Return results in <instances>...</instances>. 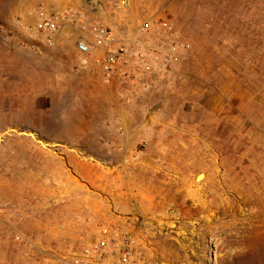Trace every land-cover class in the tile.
<instances>
[{
  "label": "rangeland",
  "instance_id": "rangeland-1",
  "mask_svg": "<svg viewBox=\"0 0 264 264\" xmlns=\"http://www.w3.org/2000/svg\"><path fill=\"white\" fill-rule=\"evenodd\" d=\"M162 23L166 73L76 62L95 26L130 52ZM104 226L134 264H264V0H0V264H74Z\"/></svg>",
  "mask_w": 264,
  "mask_h": 264
},
{
  "label": "built area",
  "instance_id": "built-area-1",
  "mask_svg": "<svg viewBox=\"0 0 264 264\" xmlns=\"http://www.w3.org/2000/svg\"><path fill=\"white\" fill-rule=\"evenodd\" d=\"M122 4L129 6L127 1ZM152 26L147 24L144 31L153 32L156 41L141 40L136 49L130 52L127 47H116L115 36L110 28L95 26L90 39L80 38L78 41L76 59L79 66L88 69L97 64L107 85L116 80L137 81L147 74L168 72L184 45L178 41L175 31L168 23ZM29 33L32 37L39 36L47 45L54 46L60 33L59 20L52 15L43 14ZM29 48L38 49L32 43ZM97 56L100 57L96 59ZM127 57L126 67L123 63ZM132 91L128 98L133 94ZM137 247L138 240L133 232L119 226H104L98 231L96 238L76 256L74 264H134Z\"/></svg>",
  "mask_w": 264,
  "mask_h": 264
},
{
  "label": "crops",
  "instance_id": "crops-1",
  "mask_svg": "<svg viewBox=\"0 0 264 264\" xmlns=\"http://www.w3.org/2000/svg\"><path fill=\"white\" fill-rule=\"evenodd\" d=\"M61 32H62V31H61ZM62 33H63V32H62ZM62 33H61V34H62ZM62 37H63V34L61 35V38H62ZM30 49H31V48H30ZM76 62H77V64L79 65L77 59H76ZM80 69H81V68H80ZM98 69H99V67H98ZM82 70H88V71H91V70H92V71H93V68H88V69H83V68H82ZM98 72H99V74H100V76H101L102 85H103L105 88L110 87L111 85H107V84L104 83V81H103V74L100 72V70H98ZM148 197H149V198H147V199H148V201H149L151 195L149 194Z\"/></svg>",
  "mask_w": 264,
  "mask_h": 264
},
{
  "label": "bare ground",
  "instance_id": "bare-ground-1",
  "mask_svg": "<svg viewBox=\"0 0 264 264\" xmlns=\"http://www.w3.org/2000/svg\"><path fill=\"white\" fill-rule=\"evenodd\" d=\"M202 178V177H201Z\"/></svg>",
  "mask_w": 264,
  "mask_h": 264
}]
</instances>
